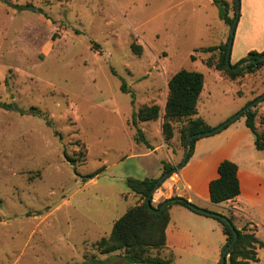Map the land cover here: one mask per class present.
Here are the masks:
<instances>
[{"label": "rangeland", "instance_id": "obj_1", "mask_svg": "<svg viewBox=\"0 0 264 264\" xmlns=\"http://www.w3.org/2000/svg\"><path fill=\"white\" fill-rule=\"evenodd\" d=\"M224 1L233 19L236 0ZM230 30L213 0H0V106L40 112L0 108V264L124 263L121 252L103 255L98 243L143 202L128 180L159 179L163 163L177 168L187 151L180 135L184 120L173 125L169 142L162 118L140 123L149 147L136 143L134 111L157 105L162 116L168 81L182 69L204 75L198 115L213 128L264 93V69L247 74L242 87L207 66L220 55L205 49ZM123 81L134 105L121 91ZM253 110L261 132L264 101ZM254 140L240 116L200 138L174 180L185 200L226 218L235 214L234 223L258 229L264 243V151ZM224 160L236 161L257 188V197L248 193L240 209L258 228L246 215L210 201L209 183ZM72 164L80 176L94 178L84 182ZM172 177L154 194L156 205L175 194L168 191ZM171 219L173 264H218L226 241L218 220L180 205ZM259 258L264 264V248Z\"/></svg>", "mask_w": 264, "mask_h": 264}, {"label": "trees", "instance_id": "obj_2", "mask_svg": "<svg viewBox=\"0 0 264 264\" xmlns=\"http://www.w3.org/2000/svg\"><path fill=\"white\" fill-rule=\"evenodd\" d=\"M213 3L218 8L220 19L224 21L226 25L232 27L235 17L233 19L229 18L228 3L224 0H213ZM18 8L20 7L18 6ZM228 41L229 39L221 46L205 49L206 52L210 53L219 51L220 55L217 61L210 60V62H207L208 67L215 66L216 70L235 81L247 74L259 71L264 66V61H256L255 63L248 64L247 60H258L264 55V52H250L245 59L235 65L231 64V67L228 68L226 63ZM132 51L136 54H140V47L132 44ZM239 66L242 67L238 69ZM204 83V75L200 72L182 69L175 73L168 81V96L162 116L160 115V107L157 105L143 106L138 111H134L132 116V127L136 130L135 142L138 144L144 143L149 147V143L143 131L139 128V124L157 121L160 118H162V134L165 142H169L174 136L173 125L176 122L185 121V126L180 132L184 147L188 146L191 136L213 131L215 128L209 126L202 118L197 117L198 101L203 91ZM121 91L125 94H130L131 104L134 105L135 96L133 92L127 88L125 81L121 84ZM253 101L248 102L245 107ZM0 108L18 111L21 115H40V112L36 108H31L28 112L17 110L14 106L6 104H2ZM241 117H245L246 126L255 137L256 149L264 151V130L259 132L257 129L256 111L253 109L248 110L241 115ZM47 124L51 126L50 122H47ZM229 126L230 124L226 128ZM214 134L216 133L212 135ZM199 139L200 138H196L191 142L190 154L187 162L191 158L195 143ZM72 166L74 172L80 176L75 166L73 164ZM175 168V166L163 163V175L172 172ZM238 172L239 167L236 163L229 160H224L220 163L218 167L219 177L213 180L209 186L210 201L213 204H224L229 201H234L240 196L241 187ZM80 177H82L84 182H87L93 179L94 175L90 174ZM157 182L158 179L150 178H145L143 180H128V188L139 195L143 202L130 208L114 223L109 238L102 239L98 243L101 254L109 255L115 252H121L124 258L123 264H173V257L171 255L163 256V250L166 248V229L170 222L169 211L174 205H180L191 211L193 210L190 208V203L187 200L178 196H173L164 201H170V204L163 213L156 214L152 208L154 206L150 207L147 201L150 199V195L155 189ZM150 201L153 205V197ZM164 202L154 208L160 209ZM210 217L221 223L223 233L226 236V243L223 246L222 253L225 248L233 242L234 232L238 234V240L235 246L227 255L226 264H251L260 261L257 250L263 249L264 243L257 237V230L249 231L248 228L250 225H244L242 228H238L234 223V216L232 218H226L222 215H220V217L211 215ZM153 252L157 253L153 254Z\"/></svg>", "mask_w": 264, "mask_h": 264}, {"label": "crops", "instance_id": "obj_3", "mask_svg": "<svg viewBox=\"0 0 264 264\" xmlns=\"http://www.w3.org/2000/svg\"><path fill=\"white\" fill-rule=\"evenodd\" d=\"M229 36H230V34H229ZM229 36L225 37L219 43V45H217V47L225 44L227 42V40L229 39ZM250 52H258V53L264 52V0H241V15H240V19H239V22H238V26H237L236 31H235L234 42H233L231 58H230L231 64L235 65V64L239 63L241 60L245 59ZM210 68H214L215 69V66L210 67ZM261 69H264V66ZM261 69L259 71H262ZM259 71H257L258 76L261 74V72H259ZM218 72L223 77L228 78L222 72H220V71H218ZM246 76H247L246 78L245 77H241V78H239V79H237L235 81H238V83H240L241 86L243 87V83L241 81H243V80H245V79H247L249 77L248 75H246ZM251 77H252V79L256 78L255 75H252ZM199 100H200V98H199ZM198 103H199V101H198ZM197 110H198V107H197ZM197 117H200V118H202L205 121V119L202 116H199L198 114H197ZM245 126H246V119H245ZM254 144H255V140H254ZM232 162L235 163L236 161H232ZM220 163H219V165H220ZM219 165H218V167H219ZM217 173H218V168H217ZM218 177H219V174H218ZM238 177H239L240 187H241L240 196H238L234 201H229V202L224 203V204L228 205L229 208H231V210H233L235 212H240V213L246 215V218L249 221H251V223L256 225V227L258 228V226L256 224L257 221L254 219V217L250 216V214L245 213V212H243L240 209V205H242L244 203L245 199H250L248 197V193H250L252 196L257 197V194L256 195L252 194V193L255 194L257 192V188H252V186H250L247 174L243 173L241 171L240 167H239ZM169 181H167L165 183V185ZM179 182L180 181L178 179H175L174 182L172 183V185L168 186L169 187L168 191L170 193L172 191L175 193L171 197L178 196V197H181V198H185L184 194L182 192H179V189L177 188V184ZM210 183H209V186H210ZM252 185L256 186V184H254V183ZM208 189H209V187H208ZM161 190H162V188H161ZM168 191H167V193H169ZM168 197L170 198V196H166V198H168ZM209 199H210V191H209ZM187 201L190 203V202H192V199L189 198ZM155 203H157V201L155 200V198H153V205L152 206L157 207L158 205H156ZM174 206H178V205H174ZM174 206H172L170 211H169L170 212V222H169L168 227L166 229V248L163 250L164 251L163 252V256L171 255L173 257L172 250L175 248L173 246V242L175 240V236L176 235H175L174 229L171 226V223H172L171 222L172 221V219H171V210H172V208ZM233 216H235V214H233ZM221 227H222V225H221ZM237 227L241 228V227L238 226V224H237ZM252 227H254V226L252 225ZM257 231H258V229H257ZM257 231H256V235H257ZM222 232H223V230H222ZM225 238H226V236H225ZM225 243H226V241H225ZM222 249H223V247H222ZM222 249H221V252H220V257H219L218 264H220V261H221ZM259 250L260 249L257 250L258 257H259ZM259 260H260V258H259ZM259 262L258 263H251V264H259Z\"/></svg>", "mask_w": 264, "mask_h": 264}, {"label": "water", "instance_id": "obj_4", "mask_svg": "<svg viewBox=\"0 0 264 264\" xmlns=\"http://www.w3.org/2000/svg\"><path fill=\"white\" fill-rule=\"evenodd\" d=\"M240 5H241V1L240 0H236V16H235V20L234 23L231 27L230 30V36H229V41H228V49H227V56H226V63H227V67L230 68L231 67V62H230V58H231V52H232V46H233V42H234V36H235V31H236V27L238 25V21L240 18ZM256 61H264V55H262L258 60H247L248 64L251 63H255ZM242 66H239L238 69H240ZM264 100V94L261 95L260 97H258L256 100H254L251 104H249L248 106H246L244 109H242L238 114H236L234 117H232L229 121L225 122L224 124H222L221 126L215 128L213 131L211 132H207V133H201V134H197V135H193L189 138V142H188V146H187V151L185 153V156L183 158V161L181 163L180 166H178L177 168H175L172 172L170 173H166L164 175H162L157 182V185L155 187V189L152 191L151 195H150V199L154 196V194L161 188V185L168 180L170 177H172L173 175H175L177 172H179V170L184 167L187 163V159L188 156L190 154V146H191V142L196 139V138H202L205 136H211L213 133H217L220 132L221 130H223L224 128H226L229 124H231L232 122H234L236 119H238L241 115H243L246 111L253 109L255 106H257L259 103H261ZM150 199L147 201L148 205L150 207H152L151 201ZM170 204V201H166L164 202L160 209H156L154 207L153 211L156 214H162L163 211L168 207V205ZM190 208L202 215H206V216H216V217H220V215L218 214H213L211 212H208L207 210L198 208L196 206H194L193 204L190 203ZM238 240V234L236 232H234V240L231 244H229L225 250L222 253V257H221V261L220 264H226L227 261V255L229 253V251L235 246L236 242Z\"/></svg>", "mask_w": 264, "mask_h": 264}, {"label": "built area", "instance_id": "obj_5", "mask_svg": "<svg viewBox=\"0 0 264 264\" xmlns=\"http://www.w3.org/2000/svg\"><path fill=\"white\" fill-rule=\"evenodd\" d=\"M176 177V175H174L171 179H173L174 180V178ZM177 178V177H176Z\"/></svg>", "mask_w": 264, "mask_h": 264}]
</instances>
